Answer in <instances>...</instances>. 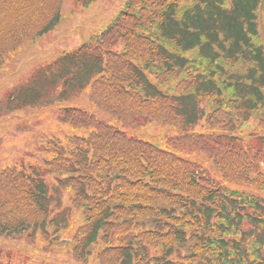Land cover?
I'll list each match as a JSON object with an SVG mask.
<instances>
[{
    "label": "trees",
    "instance_id": "trees-1",
    "mask_svg": "<svg viewBox=\"0 0 264 264\" xmlns=\"http://www.w3.org/2000/svg\"><path fill=\"white\" fill-rule=\"evenodd\" d=\"M62 1L0 0V68L59 23ZM84 92L111 123L62 109L78 134L44 170L80 212L73 260L95 252V264H264V0H127L8 103L39 108ZM147 119L177 136L160 148L127 133ZM37 168L0 172L1 236L30 239L56 224L57 199Z\"/></svg>",
    "mask_w": 264,
    "mask_h": 264
},
{
    "label": "rangeland",
    "instance_id": "rangeland-1",
    "mask_svg": "<svg viewBox=\"0 0 264 264\" xmlns=\"http://www.w3.org/2000/svg\"><path fill=\"white\" fill-rule=\"evenodd\" d=\"M126 1L63 0L59 23L33 43H25L0 68V172L13 165L20 168L36 165L37 172L48 187L47 194L57 199L51 204L55 210L53 216L57 217L53 226L38 228L30 239L27 233L21 232L8 237L0 236V264H95V252L86 263L72 259L71 240L83 224L80 212L68 204L70 193L61 184L60 177L52 179L44 170L45 162L51 160L57 150H68V138L78 134L77 129L61 121L62 109L79 108L99 119L111 121L88 102L86 92L72 102H57L24 110L10 109L13 106L8 102L12 99L10 94L35 70L51 63L63 52L76 49L91 35L108 26L123 10ZM249 128L250 125L245 124L243 130ZM127 133L163 148L178 132L173 127L147 119L143 127ZM179 154L212 170L210 162L196 152Z\"/></svg>",
    "mask_w": 264,
    "mask_h": 264
}]
</instances>
